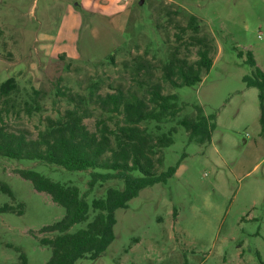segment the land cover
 <instances>
[{
  "label": "rangeland",
  "instance_id": "rangeland-1",
  "mask_svg": "<svg viewBox=\"0 0 264 264\" xmlns=\"http://www.w3.org/2000/svg\"><path fill=\"white\" fill-rule=\"evenodd\" d=\"M80 2L0 0V84L17 82L16 109L35 94L41 106L32 115L5 118L11 128L36 137L46 117L71 107L58 96L59 87L85 97L122 89L143 98L160 83L163 93L177 95L180 112L174 120L142 123L154 136L176 127L157 165L158 173L172 168L171 176L117 209L111 244L97 258L75 264H264V129L258 90L243 82L251 75L248 52L264 71V0H117L116 9H107L109 0H95L92 9L77 7ZM69 7L80 23L65 22ZM191 16L198 32H182ZM202 38L213 61L201 81L177 88L163 81L161 67L173 57L194 62ZM194 106L215 115L206 144L189 141L177 125L195 115ZM87 107L84 124L95 131L101 113L92 102ZM116 119L108 120L110 126ZM21 168L78 187L88 204L104 198L109 187L123 186L112 179L89 189L91 170L0 157V181L13 193L11 198L0 192V207L8 204L22 213H0V264L18 262L20 252L27 264H45L51 249L40 240L55 233L40 229L64 215L49 195L15 173ZM93 215L89 210L88 221Z\"/></svg>",
  "mask_w": 264,
  "mask_h": 264
},
{
  "label": "trees",
  "instance_id": "trees-1",
  "mask_svg": "<svg viewBox=\"0 0 264 264\" xmlns=\"http://www.w3.org/2000/svg\"><path fill=\"white\" fill-rule=\"evenodd\" d=\"M186 28L198 32L194 16L180 30L184 32ZM197 42V59L190 63L184 57H173L161 67L163 81L175 88L193 86L201 81L202 72L210 70L213 60L208 41L202 38ZM238 56L241 57V53ZM246 62L251 67V75L244 76L243 82L258 90L259 120L264 129V71L256 65L250 52ZM57 94L71 107L56 118L46 117L45 129L30 138L26 131L12 129L5 118L12 113L32 115L39 112L41 106L37 94L31 96L32 102L24 101L22 109H16L17 82L10 78L0 84V157L42 162L67 171L91 170L89 189L98 181L117 179L123 182L122 188L109 187L104 198L93 199L88 204L74 185L54 182L33 169L15 170L19 177L32 184L35 191L49 195L52 202L64 209L58 222L40 229V232L55 233L51 238L40 240L51 249L45 264H75L83 258H97L111 244L117 209L125 208L140 190L163 183L171 176L172 168L158 173L157 165L163 161L161 150L173 143L176 127L154 136L142 123L174 120L180 106L177 95L163 93L160 83L146 89L143 98L122 89L104 94L90 91L89 97H85L59 87ZM88 102L96 105L101 113L95 120V131H90L84 124V119L90 116ZM194 109L193 117H183L177 125L184 128L189 141L206 144L215 129V115H204L200 106H194ZM114 116L117 119L110 126L108 120ZM0 192L13 198L9 185L3 181H0ZM89 210L94 213L90 221ZM14 211L22 214L8 204L0 207V213ZM79 223H86L85 227L70 231ZM7 264H27L26 256L20 252L18 262Z\"/></svg>",
  "mask_w": 264,
  "mask_h": 264
},
{
  "label": "crops",
  "instance_id": "crops-1",
  "mask_svg": "<svg viewBox=\"0 0 264 264\" xmlns=\"http://www.w3.org/2000/svg\"><path fill=\"white\" fill-rule=\"evenodd\" d=\"M110 1V5L107 6V9H116L115 7H118L119 5H117V0H109ZM100 5V3L98 2L97 5ZM76 6H81V8L83 9H92L91 7H95L96 6V3H95V0H81L80 4L77 3ZM120 7V6H119ZM104 8V5L103 7L99 8V9H103ZM69 10L70 9H75V8H71L69 7L68 8ZM106 9V8H104ZM68 10V11H69ZM74 14V12H72ZM71 16V17H70ZM65 22L68 24H71V23H80V18L79 17H75L73 15H71V10L68 12V15L65 16ZM67 29V28H66ZM67 31V30H66Z\"/></svg>",
  "mask_w": 264,
  "mask_h": 264
}]
</instances>
